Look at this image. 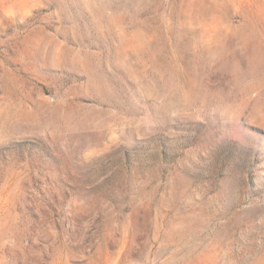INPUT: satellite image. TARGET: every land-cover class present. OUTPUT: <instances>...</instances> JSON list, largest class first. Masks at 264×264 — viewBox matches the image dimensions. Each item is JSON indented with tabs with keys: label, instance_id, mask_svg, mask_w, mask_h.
I'll return each mask as SVG.
<instances>
[{
	"label": "rangeland",
	"instance_id": "1",
	"mask_svg": "<svg viewBox=\"0 0 264 264\" xmlns=\"http://www.w3.org/2000/svg\"><path fill=\"white\" fill-rule=\"evenodd\" d=\"M0 264H264V0H0Z\"/></svg>",
	"mask_w": 264,
	"mask_h": 264
}]
</instances>
